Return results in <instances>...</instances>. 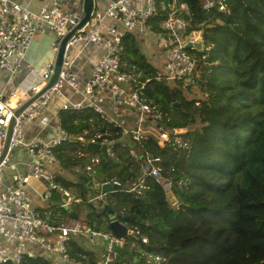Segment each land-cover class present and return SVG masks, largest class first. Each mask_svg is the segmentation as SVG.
<instances>
[{
	"label": "trees",
	"instance_id": "obj_1",
	"mask_svg": "<svg viewBox=\"0 0 264 264\" xmlns=\"http://www.w3.org/2000/svg\"><path fill=\"white\" fill-rule=\"evenodd\" d=\"M177 2L188 11L183 14L186 33L200 34L202 46L186 49L196 63L195 72L215 86L197 81L201 86L197 95L191 87L182 89L181 82L157 81V69L140 53L135 36L126 34L121 57L141 74L140 80H148L143 92L162 114L159 123L170 141L159 147L148 137L132 144L134 156L129 152L131 142L123 149L119 136L109 132L105 137L116 141L112 149L116 156H101L91 174L78 175L96 184L116 179L122 188L143 183L140 191H112L103 197L116 215L140 218L141 222L128 223L149 242H137L133 249L128 244L114 264H146L144 256L139 258L143 254L158 256L159 264H264V0H221L222 12L217 6L204 9V0ZM164 5L165 9L157 5L156 14L147 20L155 35L164 33L161 24L170 10L168 0ZM57 118L67 134L109 131L88 109L60 110ZM178 129H186L177 135L181 145L172 134ZM78 153L83 156L78 158ZM95 153L85 145L65 142L56 155L61 167L84 169ZM145 155L159 158V182L142 177ZM93 175L100 182L92 180ZM56 181L76 198L88 199L90 189L84 183ZM165 184L172 201L162 188ZM50 207L51 219H68L67 210ZM82 208H88L85 221L90 227L108 230L109 221L92 204L75 205L72 210L79 214ZM81 241L68 245L70 253L87 256L88 264H95L94 253L80 248ZM29 264L42 263L30 260Z\"/></svg>",
	"mask_w": 264,
	"mask_h": 264
},
{
	"label": "built area",
	"instance_id": "obj_2",
	"mask_svg": "<svg viewBox=\"0 0 264 264\" xmlns=\"http://www.w3.org/2000/svg\"><path fill=\"white\" fill-rule=\"evenodd\" d=\"M168 4L170 10L161 24L164 33L157 34L163 37L162 46L166 49L168 62L164 65L163 72L157 70L155 79L168 85L181 82L182 89L191 87L193 90L200 76L195 72L196 63L186 49L199 48L201 39L198 41L186 33L187 25L183 18V14H188L186 6L178 4L177 0H168ZM157 5L165 9L164 0H145L140 12L134 7L132 0H110L104 11L95 10L90 21L67 40L61 70L55 83L26 109L16 114L52 77L60 41L77 26L81 16L64 11L58 0H52L38 12H31L14 0H0V74L12 75L16 71L14 62L22 59L37 34L54 35L51 42L54 58L45 64L41 74L44 84L33 88L29 94L8 88L0 94V234L4 236L0 245V264H29L30 260L42 264H88L90 258L87 256L70 253L68 245L78 239L90 243H94L95 238L102 239L103 249L100 254H94L95 264H114L119 252L126 249L128 244L130 249L137 242L148 245V239L141 236L136 226L128 222L119 221L126 229L123 238H117L109 229L99 231L90 227L72 208L79 204L93 203L94 200L104 206L103 196L107 193L82 201L59 184L50 171L59 170L61 167L56 153L65 142H76L86 147L105 146L107 157L114 158L115 155L112 152L115 145L113 139L105 137L110 136L108 128L103 134L88 131L78 135L67 134L58 122L57 115L60 110L88 109L108 126L119 127V142L124 143L123 149L127 148L129 142L133 148L135 143L148 137L157 142L160 138L163 145L170 141L169 132L159 123L162 114L150 105L143 92L148 80H140L141 74L128 66L121 57L124 50L123 37L134 33L138 38L149 30L147 20L156 14ZM213 6H217L220 12L225 10L221 0H204V9ZM105 20L110 23H105ZM88 46L100 47L103 53L93 66L88 79L79 86L73 68L77 58L82 53L85 54ZM65 89L69 90L67 95ZM53 98L63 99L55 111L56 136L49 140L24 139V125L44 110ZM125 121L131 126H127ZM150 124L154 125L155 131L161 133L159 136L149 131ZM178 130L172 131L174 137L182 134ZM19 150L23 156L28 157L22 171L17 168L19 163L13 161ZM95 151L97 154L91 157L90 165H86L84 169L79 166L70 167L68 169L71 173L91 174L92 167L98 163L100 156L99 150ZM81 156L83 154L78 153V158ZM144 159L142 177L148 176L159 182L160 169L156 165L159 158L145 155ZM32 182L40 186L41 192L37 195L41 202L51 204V198L58 193L63 198L58 208L70 210L77 218H71L68 214L66 220L62 217L51 219L49 212L38 211L28 194ZM96 185L99 188L103 185L121 187L116 179ZM143 188L142 181H139L125 192L134 193ZM162 188L164 190V185ZM168 189L170 190V186ZM82 212L88 215L86 209L82 208ZM109 219V223L117 220L113 216ZM142 256L146 259V264L161 262L155 255L143 254L139 258Z\"/></svg>",
	"mask_w": 264,
	"mask_h": 264
},
{
	"label": "crops",
	"instance_id": "obj_3",
	"mask_svg": "<svg viewBox=\"0 0 264 264\" xmlns=\"http://www.w3.org/2000/svg\"><path fill=\"white\" fill-rule=\"evenodd\" d=\"M22 7L31 12H38L40 8L50 4L52 0H14ZM64 11L73 13L82 17V4L83 0H58ZM110 0H94L95 10L102 12L109 3ZM134 7L137 11H142L145 0H132ZM105 23H110L105 20ZM134 35V34H132ZM135 36V35H134ZM136 37V36H135ZM54 35L37 34L33 41L30 43L22 59H18L14 62L16 71L9 75L8 73L0 74V94L3 93L5 88L14 90L16 92L29 94L31 90L39 85L44 84L41 80V74L45 64L52 61L51 42ZM50 48V50H49ZM103 50L100 47L88 46L85 49V54L77 58V63L74 65V72L76 73L77 83L82 86L88 79L93 66L98 62L102 56ZM53 54V53H52ZM34 76V77H33ZM33 77V78H32ZM37 80H40L37 82ZM69 93L68 89H65V94ZM54 99V98H53ZM49 102L47 107L40 111L35 118L28 121L22 130V137L24 139H41L49 140L56 136V120L55 111L63 102L62 98H55L56 101ZM22 151L19 150L15 155L13 161L18 162L17 168L22 171L24 168V161ZM24 161V162H23ZM36 183V182H32ZM28 192L33 191V187L28 188ZM34 192V191H33ZM39 198V196H38ZM40 199V198H39ZM34 201V200H33ZM36 205V203H35ZM122 221L121 219H117Z\"/></svg>",
	"mask_w": 264,
	"mask_h": 264
},
{
	"label": "rangeland",
	"instance_id": "obj_4",
	"mask_svg": "<svg viewBox=\"0 0 264 264\" xmlns=\"http://www.w3.org/2000/svg\"><path fill=\"white\" fill-rule=\"evenodd\" d=\"M186 25L188 27V23L186 22ZM134 34V33H133ZM188 35H192V38H196V40L198 39V41L200 40V34L198 32H191V33H187ZM136 40H137V44H138V47H139V51L140 53L146 58L147 62L152 65L153 67H155L157 70L163 72V67L164 65L168 62V55L166 53V49L163 48L162 46V38L160 35H155L154 33H152L151 31L147 30L142 36H138L135 37ZM202 46V44H200V47ZM50 50V48H49ZM201 50V49H200ZM50 55H54L50 52ZM54 58V56H52V59ZM77 63V61H76ZM200 76V75H199ZM34 77V76H33ZM32 77V78H33ZM40 80H37V82H39ZM198 81L200 83H202L204 86H207V87H213L215 86V83L210 81V80H206L205 78H202V76H200V79H198ZM172 85V84H170ZM197 86L195 88H193V92H195L197 95H200V91H201V86L199 84H196ZM53 101H56L55 98L53 99ZM126 125L127 126H131V124L127 121H125ZM25 126V125H24ZM149 131L158 135L161 134L159 131H155V128H154V125H149L148 127ZM180 133L184 134L186 132V129H179L178 130ZM109 132L111 133V136L114 137H118V135L120 134V128L117 127V126H114V125H109ZM176 140L178 141V143L180 144L181 141L180 139L177 137H175ZM112 140V139H110ZM114 141V144H116V141ZM124 143H121L120 146L121 147H124V145H122ZM157 144H159L160 146H164L162 141L158 140ZM158 145V146H159ZM181 145V144H180ZM184 145V144H183ZM125 149H128V148H125ZM129 152L130 154H135V151L134 149L131 147L129 148ZM100 153V156H98V163L100 162V157L102 156L101 152L99 151ZM97 152L94 154V157L96 156ZM116 156V154L114 155V157ZM24 161H28V157L26 155L23 156L22 158ZM23 161V162H24ZM90 165V164H88ZM96 165V164H95ZM93 170V168H92ZM51 173H53V175L56 177V178H61V179H64L66 182L70 183V184H78V183H82L83 182L80 180V178L82 177H87L86 175H76V174H73L71 173V171L69 169H65L63 167H59V170H51L50 171ZM103 174L100 175L99 179L102 178ZM92 177L91 179L94 180L95 182H100L96 179V177L93 175V176H90ZM55 178V180H56ZM88 178V177H87ZM89 179V178H88ZM59 183V182H58ZM60 184V183H59ZM96 184V183H95ZM31 186L33 187L34 191L35 192H31V190L28 192V194L31 196V198L34 200V202L36 203V209L38 211H41V212H48L51 209L50 206H54V207H59V205L62 203V195L60 196L58 193H55L53 195V197L51 198V205H49L48 203H45V202H41L40 199L38 198V195L37 193L41 192V189H40V186L39 184L37 183H32ZM86 186V185H85ZM98 186V185H97ZM102 187V186H101ZM87 188V187H86ZM169 188V184H165L164 185V190L166 192V196L168 198H170L169 200L172 201L173 197L171 195V192L170 190L168 189ZM75 188H73L72 190L74 191ZM89 189V188H88ZM29 190V189H28ZM120 192V190H118ZM106 194V193H105ZM102 196L104 195L102 192H101V188H99L98 190H92L90 189L89 190V195L87 198H92V197H95V196ZM104 197V196H103ZM116 198V197H115ZM103 201L105 202V206H107L109 208L108 205H111L110 202H108V200L106 198L103 199ZM108 203V204H107ZM89 204H92L94 206V209L97 211V209L99 211L102 210V208L100 207V202L98 200H94L93 203H89ZM113 204H116L114 201H113ZM110 209V208H109ZM86 212L88 213V208L86 210ZM102 213V212H101ZM123 215H128V214H123ZM57 216V215H56ZM88 215H85L83 214V212L81 210H79V218L80 219H85V217H87ZM102 216H104L102 214ZM112 216V215H108V216H104L108 221H110L109 217ZM63 219H67L66 217H63ZM112 219V218H111ZM122 222H124L122 220ZM99 231H107L105 230L104 228L99 230ZM3 239H4V236L2 234H0V245L1 243L3 242ZM79 240V239H78ZM78 245L80 246V248L82 249H86V250H89L91 252H93L94 254H100L101 251H102V239L101 238H95L94 240V243H90L88 241H81L78 243Z\"/></svg>",
	"mask_w": 264,
	"mask_h": 264
},
{
	"label": "water",
	"instance_id": "obj_5",
	"mask_svg": "<svg viewBox=\"0 0 264 264\" xmlns=\"http://www.w3.org/2000/svg\"><path fill=\"white\" fill-rule=\"evenodd\" d=\"M95 11V3L94 0H83V4H82V17L79 21V23L77 24L76 27H74L61 41L58 47V51L56 53L55 56V62H54V73L52 75V77L50 78V80L48 81V83L46 84V86L40 90L37 94H34L31 98H29L17 111L16 114L22 112L24 109H26L31 103H33V101H35L38 97H40L46 90H48L57 80L58 75L60 73L61 70V66H62V61H63V53H64V48H65V44L67 42V40L69 39V37L71 35H73L75 33V31L79 28H81L83 25H85V23H87L88 21H90L92 14ZM138 46V45H137ZM88 149L90 150H99L102 154V157L104 159L107 158V154H106V147L105 146H98V145H88L87 146ZM80 180L86 185L87 188L92 189V190H98L99 186H97L93 181L89 180L87 177H82L80 178ZM127 191L126 187H118V186H111V185H103L101 187V192L103 194L108 193V192H116V191ZM100 207L102 208L101 212L104 216H108V215H112L113 217H116L117 219H121L124 222H133V221H137V222H141V219L138 218L135 214H128V215H116L111 209H109L107 206H103L100 203ZM67 213L69 214V216L71 218L76 219L77 215L73 212H70V210H67ZM109 231L116 236L117 238H123L125 236L126 233V229L125 227L117 220H115L114 222L109 223L108 226Z\"/></svg>",
	"mask_w": 264,
	"mask_h": 264
}]
</instances>
